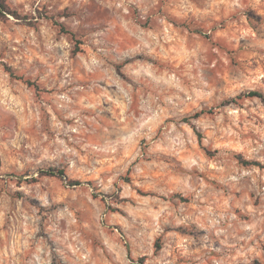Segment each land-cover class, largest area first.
Wrapping results in <instances>:
<instances>
[{"label":"clouds","instance_id":"clouds-1","mask_svg":"<svg viewBox=\"0 0 264 264\" xmlns=\"http://www.w3.org/2000/svg\"><path fill=\"white\" fill-rule=\"evenodd\" d=\"M5 2L35 27L19 31L14 22L12 36H0L8 49L0 56V118L14 117L0 130V264H50L52 252L57 264H134L116 234L114 205L127 214L123 231L135 254L147 252L151 264H214L220 248L236 253L225 264H250L251 249L264 245V172L251 180L231 143L215 146L240 142L244 158L264 166V105L242 102L247 116L239 103L224 106L264 84L253 85L245 71L226 92L212 61L215 71L225 67L222 56L264 64V0H196L200 8L192 0H112L106 21L89 0ZM176 18L211 35L190 38L187 50L180 41L175 65L158 62L174 36L164 21ZM81 43L92 49L83 59ZM111 77L122 87L105 106L100 84L107 88ZM61 170L66 195L43 179ZM248 193L260 198L250 211ZM237 209L251 216L247 224ZM176 232L188 238L178 241ZM157 239L166 247L152 257Z\"/></svg>","mask_w":264,"mask_h":264},{"label":"rangeland","instance_id":"rangeland-1","mask_svg":"<svg viewBox=\"0 0 264 264\" xmlns=\"http://www.w3.org/2000/svg\"><path fill=\"white\" fill-rule=\"evenodd\" d=\"M192 2L196 4L197 8H200V5H199V3H196V0H192ZM111 3H112V0H89V3L87 6L89 7V10L95 14V16L97 17L98 20L106 21V20L111 19L110 17L107 16L108 12L110 11L109 5ZM7 4H8V7L10 9L9 11H11V12L7 13L6 15L0 16V36H4L5 33H7V36L11 37L12 32L9 30V25H12L14 22H15V28L19 31H23V30L35 27L31 22L25 23L24 21H27V17L23 16L20 11L13 9L9 3H7ZM20 7H23V5L21 4ZM201 10H203V9H201ZM61 11L67 12L68 9H67V7H65ZM127 14H128L127 10H125V15H127ZM133 14H135V12ZM43 19H49V18L45 17ZM176 19H177V23H172L171 20H165L164 21V24H166L167 27H169L173 30L174 36L170 37L169 42L167 44L161 45V48L159 49V51H162L164 53V55L157 56L158 62H167V63L175 65L177 63V60H178L177 53L179 52L180 41L185 42L184 47L187 50V42L189 41L190 38L199 40L204 36H210L211 35V33L202 32L201 31L202 26L199 24H196L194 20L191 23H189V22H186L184 20H180L179 18H176ZM216 19L219 20V17H216ZM249 19H252V17L250 16ZM164 24H162L161 27H163ZM185 25H187V26H185ZM53 27H56L57 30L60 32L65 31V30L61 29V26H59V25L53 24ZM189 27H191L193 30L189 31ZM40 28H43V25H41ZM37 30H39V29H37ZM147 30L151 31V28H147ZM220 35H221V33L217 32V36L219 37ZM0 50H2V51H0V56H2V52H6L8 50L6 40H0ZM90 51H92V49H86L84 47V45L81 43L79 58L83 59L84 55H86ZM36 55L39 56V53H36ZM219 63L225 65L224 69L222 71H215L214 69L218 66V62L215 59H213V61H212V65H213L212 74L218 80L222 81L223 85L225 86L226 92L229 90H234L236 88V85L233 83V79L237 75H239V73L245 72V71H246L247 75L249 76L251 83L253 85L256 84L257 78H259V81L261 84H264V64H261L258 62L254 63L253 58L251 56H249L247 59L244 56H240V57H237L235 59H230L227 56H222ZM244 64H248L247 70H245V68L243 67ZM253 64H254V66H253ZM155 66L158 67L159 64H157ZM129 68H131V66H129ZM230 68L232 70H230ZM5 71H7V68H5ZM80 79L84 80L85 77L83 75H81ZM20 83L22 85H24L25 82L23 80H21ZM121 87H122L121 81L116 79L115 77L109 78L108 83H107V88H105L104 82L102 81L100 84V88L104 90V97H105V101L102 103H104L105 106L107 105V103H112V101L115 99V97L112 95V91L119 92ZM250 90H257V91H260L264 94V89H261L259 87L250 88V89L246 90V92L250 91ZM242 93H244V92H242ZM44 94L47 95L48 93L46 92ZM92 95L95 96V95H97V93L93 92ZM238 96H236L234 98H232V97L226 98V100L224 101V106L227 107L230 102L232 104L239 103V107L244 110V114H245V116H247L248 110L246 108H244V104L242 102H250L254 99H259V98L258 97H238ZM260 103L262 105H264V102L261 100H260ZM252 107H255V106L252 105ZM196 115L199 116L200 114L197 113ZM209 115H212V113H209ZM237 115H239L238 112H237ZM12 119H14V117L0 118V130L11 127ZM220 119L223 120V117L221 116ZM19 123H20V121H17V124H19ZM248 123H249V127H251L252 126L251 120H249ZM241 126L243 127V125H241ZM185 127L190 132H193V133L195 132V129H193L187 123V121H185ZM201 138H202L201 135L196 136V139L198 142L201 140ZM254 138H255V135L251 132L247 136V139H249V140L254 139ZM227 143L232 144L231 150L237 154L236 163L240 167H243L246 170H248L249 172L253 173V175L251 176V180H255L256 176H258L261 172H264V166L254 165V164L245 165V164L240 162L238 156H241L242 158H244L247 155V153L244 151V145L240 142L230 141V140H221V141L217 142L215 149L218 151L222 144H227ZM196 146L199 147L200 146L199 143H197ZM202 154L204 156H208V153H206V152L202 153ZM182 155L183 154L181 153V156ZM244 159L256 161L253 158H244ZM0 167H3L2 161H0ZM210 167H211V165H210ZM43 179L46 181H50L54 185H57L59 191L64 192L65 195L67 194V190L64 189L60 177H58L56 175H44L43 174ZM127 179L130 182L131 177L128 176ZM74 180H79V179L77 178ZM249 182H251V181H249ZM75 185L78 186L79 184H75ZM18 187H19V185H18ZM141 195L147 196V190L146 189L140 190V191L134 190L133 198L136 196H141ZM236 195H237V198H239L240 194L237 193ZM248 197L250 200H253V203L248 205L249 211L251 209L259 206L260 198L256 197L255 193H248ZM88 199L94 200L95 197H89ZM129 199H130L129 197H120L119 202L127 203ZM82 205H83L82 211L85 214H87V203H86V201H82ZM32 206H34V205H32ZM113 213L115 216V224L117 226L116 234L118 236L123 237V240L121 242L123 244L127 258L129 260L134 261V264H151V259H150V256L147 252H140L139 255L135 254V252L138 251V249H134L132 240L129 237H127L123 231L124 221L127 218V214L120 207H118L116 205L113 206ZM237 215H238V218L241 219V221L245 224H247L251 220V216H249L245 213H241L239 209H237ZM85 226H87V221H85ZM100 227H102V226H100ZM111 234H112V232L109 231V235H111ZM175 236H176L178 241L188 238V234L182 233V232H176ZM93 243H95V241H93ZM165 247H166V245L164 243H162L159 239L154 240L153 244H152L151 256L156 257L159 253H162L164 251ZM196 252L198 254L199 249H197ZM251 252L254 253V255L252 256V259L250 260V264H264V245H261L258 248H256V247L252 248ZM114 254H116V253H114ZM211 255H212V260H213L214 264H215V261H221V264H225L226 258L231 257V258L235 259V257H236L235 251H228L225 248H220L218 251L214 250L211 253ZM41 258H43V254L41 255ZM50 258H51L50 264H57L58 253H55V252L50 253ZM181 264H187V262L182 261Z\"/></svg>","mask_w":264,"mask_h":264},{"label":"trees","instance_id":"trees-1","mask_svg":"<svg viewBox=\"0 0 264 264\" xmlns=\"http://www.w3.org/2000/svg\"><path fill=\"white\" fill-rule=\"evenodd\" d=\"M9 7L8 4L5 2V0H0V16L6 15L7 13H10L11 11H9ZM61 29L65 30L63 27H61ZM238 97H258L261 101L264 102V94L260 91L257 90H250L247 91L246 93H241ZM239 160L241 163L245 164V165H250V164H254V165H259L258 161H252V160H247L242 158L241 156H238ZM44 175H55L52 174L50 172H46L44 173ZM65 175L64 170H61L59 173L58 177H62ZM57 176V175H56ZM74 184H80L79 180H73Z\"/></svg>","mask_w":264,"mask_h":264}]
</instances>
